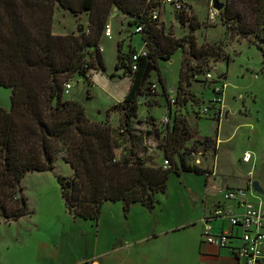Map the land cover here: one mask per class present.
Instances as JSON below:
<instances>
[{
    "label": "trees",
    "instance_id": "obj_1",
    "mask_svg": "<svg viewBox=\"0 0 264 264\" xmlns=\"http://www.w3.org/2000/svg\"><path fill=\"white\" fill-rule=\"evenodd\" d=\"M56 3L75 14L89 11L88 29L56 34ZM156 4L155 0H0V84L12 90L11 107L0 106V221L31 213L22 180L28 172L54 169L58 153L73 169L71 176H57L61 197L70 213L86 219H99L107 200L122 201L126 214L135 203L153 209L158 195L168 189L172 170L212 172L187 161L189 141L192 148L208 149L213 139L200 137L185 114L172 110L163 77L171 122L160 147L170 165L148 164L137 149L134 118L139 99L151 89L147 80L142 81L146 65L152 62L158 67L159 59L170 60L183 50L175 102L185 107L190 101H203L191 85L207 61L223 51L221 43L197 44L194 32L200 25L194 15L189 33L163 39L150 15ZM114 8L130 18L131 26L144 24L141 35L147 54L139 57L133 72L132 55L137 50L126 53L118 43L116 67L131 76L132 84L123 100L108 108L105 120H94L81 101L65 97L64 88L76 74L92 83L91 70L106 71L99 41ZM220 14L227 33L249 38L264 57V0H228ZM112 112L121 115L118 126L109 121Z\"/></svg>",
    "mask_w": 264,
    "mask_h": 264
},
{
    "label": "rangeland",
    "instance_id": "obj_2",
    "mask_svg": "<svg viewBox=\"0 0 264 264\" xmlns=\"http://www.w3.org/2000/svg\"><path fill=\"white\" fill-rule=\"evenodd\" d=\"M226 3L228 0H221ZM185 10L179 13L178 18L172 4H163L162 0H156L160 5L161 19L157 21V27L163 37H182L190 32L189 21L193 15L199 22V27L194 35L199 46L221 43L222 55H214L207 61V67L196 74L191 88L203 99L200 103H190L185 107L176 106L185 114L200 137L210 136L212 142L206 156H202L200 167H213L215 165L217 178H229L234 188H243L248 196L256 203L264 204V57L262 50L249 38L227 33L226 27L217 11L215 20L211 19V0H183ZM114 11H119L116 8ZM192 15V16H191ZM113 29L112 37L103 33L99 45L102 51L106 71H93L95 85L87 82L83 76L76 74L72 79V88L65 93L66 98L81 101L87 110V114L94 120H105L107 110L117 99L124 97L126 90L123 85L128 81L121 77L123 69H118V43H123V51L128 53L132 48L141 51L145 45L141 33H135V27L129 24V17L122 12L114 17L110 15L107 24ZM83 30L89 26V11L73 13L56 3L53 17V31L56 34L78 33L80 27ZM162 39V40H163ZM183 50L178 49L170 60L159 59L158 67H155L147 81L148 85L155 84L156 91L146 95L143 102H139V111L134 118V134L136 141H140V150L144 153L147 162L162 165L165 155L161 150V139L157 134L166 131V123L163 117L168 113L169 104L163 91L161 77L165 79L167 87L177 85L183 59ZM187 58L194 63L190 56ZM216 69V70H215ZM212 72L214 78L207 79L206 74ZM91 80V79H90ZM209 86H208V85ZM215 84L223 85L222 94L216 95L213 89ZM159 87V91L157 90ZM169 91V89H168ZM177 93V92H176ZM10 87L0 84V106L11 107ZM127 94V93H126ZM162 95V96H161ZM169 95H172L169 91ZM214 97H217L215 100ZM161 101H164L160 104ZM210 107L209 114H199L198 110L205 106ZM227 112V114H226ZM158 117V126H153L155 117ZM120 113L112 112L109 121L113 126L120 123ZM219 117V118H218ZM217 143V150L214 144ZM192 146V141H189ZM246 151L252 154L250 162L242 160ZM205 155V154H204ZM189 163L192 157L188 156ZM55 168L49 171L28 172L23 180L24 194L27 197L31 213L27 217H33L38 212L40 198H46L51 208L60 205L61 194L57 180L59 174L71 176L73 169L63 159L62 153L55 157ZM170 172L168 189L160 193L159 197L179 196L185 190L184 179L198 186L205 187L206 175L188 171L186 176ZM258 181L262 192L253 188V182ZM186 191V190H185ZM43 199V198H42ZM35 211V212H34ZM2 232L7 233L8 228L4 223Z\"/></svg>",
    "mask_w": 264,
    "mask_h": 264
},
{
    "label": "crops",
    "instance_id": "obj_3",
    "mask_svg": "<svg viewBox=\"0 0 264 264\" xmlns=\"http://www.w3.org/2000/svg\"><path fill=\"white\" fill-rule=\"evenodd\" d=\"M120 13L114 11L112 15L116 17ZM101 49L104 51L103 47ZM93 71L90 79L95 85ZM121 77L128 81L123 85L126 95L132 78L124 74ZM177 87L178 83L168 89L176 93ZM123 98L117 96L113 104ZM172 110L175 111L173 107ZM169 112L170 109L166 115ZM155 118L153 126L158 124V117ZM157 136L163 138L164 134ZM138 140L137 149L144 156ZM202 150L207 159L209 149L204 147ZM203 168L212 171L205 174V187H197L185 178L186 191L181 195H166L163 199L158 195L159 201L151 210L135 203L127 214L122 201L107 200L97 220L75 217L62 197L56 208H51L46 198L41 197L38 213L33 217H27L28 213L18 220L0 221L8 228L4 235L0 224V264H74L83 259L91 264H238L236 253L229 246L220 247L203 241L205 219L217 204L236 205L235 201L225 199L224 190L235 187L229 178L218 179L215 165ZM237 210L241 211V208ZM209 225L214 234L230 226L226 217L214 218ZM238 232L231 244L241 243V230Z\"/></svg>",
    "mask_w": 264,
    "mask_h": 264
},
{
    "label": "built area",
    "instance_id": "obj_4",
    "mask_svg": "<svg viewBox=\"0 0 264 264\" xmlns=\"http://www.w3.org/2000/svg\"><path fill=\"white\" fill-rule=\"evenodd\" d=\"M156 1V0H155ZM158 1V0H157ZM163 4H172L175 9V14L179 16V13L185 10V3L183 0H162ZM212 2V0H211ZM151 18L155 21L161 19L160 5L156 4L152 7L150 12ZM217 11L212 7L211 19L215 20ZM135 27V33L144 32V24L138 23ZM104 34L107 37H112V27L108 23L105 27ZM147 50L144 47L141 51H136L132 55V71L135 72L139 67V57L141 55H146ZM207 79H213V73L208 72L206 74ZM223 86V85H222ZM222 86L215 84L213 86L214 92L217 95L222 94ZM72 88L71 80L65 84L64 92L69 93ZM151 92L156 91V85L152 84ZM171 94V104L174 109H176V93L170 90ZM216 100L217 97H214ZM199 114H209L210 107L207 105L198 110ZM163 121L167 124L171 122V115L168 114L163 117ZM190 152L189 156L192 157L191 165L199 166L202 164V156H204L203 147L192 148L189 146ZM252 159V154L246 151L243 155L242 160L244 162H250ZM188 161V159H187ZM189 162V161H188ZM164 167L170 165L167 158L164 159L162 164ZM225 199L235 201V206H228L224 203H218L214 210L206 217V225L203 232V241L208 243L218 244L220 247L229 246L236 256L238 257V264H264V204L262 202L256 203L249 196L248 192L243 188H229L225 190ZM237 208H241L238 211ZM217 217H226L229 219L230 226L226 228L219 234H214L211 232V227L209 221ZM238 229L241 230L240 238L241 243L239 245L231 244L232 238L239 235ZM74 264H91V262L83 259Z\"/></svg>",
    "mask_w": 264,
    "mask_h": 264
},
{
    "label": "water",
    "instance_id": "obj_5",
    "mask_svg": "<svg viewBox=\"0 0 264 264\" xmlns=\"http://www.w3.org/2000/svg\"><path fill=\"white\" fill-rule=\"evenodd\" d=\"M212 6L216 11L220 12L225 7V2H223L221 0H212ZM176 17L178 18V15ZM83 29H84V27L81 26L79 29V32L83 31ZM154 68H155V65L152 62H149L146 65L145 70L143 72V76H142L143 83L148 79V77L150 76V74ZM138 92H140V91H138ZM145 99H146V95H143L139 99V102H143ZM253 188L257 192L263 191V189L260 186V183L258 181L253 182Z\"/></svg>",
    "mask_w": 264,
    "mask_h": 264
}]
</instances>
